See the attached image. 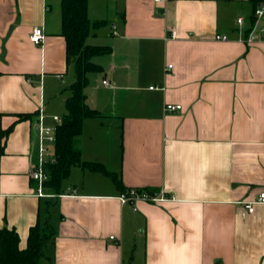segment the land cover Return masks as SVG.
<instances>
[{
    "label": "crops",
    "instance_id": "obj_1",
    "mask_svg": "<svg viewBox=\"0 0 264 264\" xmlns=\"http://www.w3.org/2000/svg\"><path fill=\"white\" fill-rule=\"evenodd\" d=\"M60 3L0 0V131L12 126L0 140V227L24 248L30 227L49 223L40 264H264V203L246 207L264 191V39L248 40L264 16L252 18L250 0H89L105 23L87 41L111 52L89 73L86 102L100 115L85 119L79 145L122 185L76 165L59 195H39L28 170L40 162V110L43 123L62 118L51 103L73 67ZM124 187L174 199L135 210L118 198Z\"/></svg>",
    "mask_w": 264,
    "mask_h": 264
},
{
    "label": "trees",
    "instance_id": "obj_2",
    "mask_svg": "<svg viewBox=\"0 0 264 264\" xmlns=\"http://www.w3.org/2000/svg\"><path fill=\"white\" fill-rule=\"evenodd\" d=\"M255 10L264 5V0H250ZM89 0H61L60 34L66 41V62L74 69V80L69 85L70 95L65 100L66 112L56 124L53 143V160L44 163L47 179L44 190L59 195L63 181L70 175L72 167L79 165L92 171L110 176L117 184L122 185L121 177L108 169L103 162L84 160L79 145L86 118L97 117L100 111L86 102L85 88L89 83V73L101 71L102 65L94 57L111 52L109 45L91 44L87 38L93 28L105 23L104 19L92 20L88 14ZM33 113H20L19 119L29 118ZM12 126L0 131V140L5 139ZM127 188H122L126 190ZM54 228L47 222L37 221L29 229L27 243L20 247V235L14 227H0V264H40L45 255L44 245L54 235Z\"/></svg>",
    "mask_w": 264,
    "mask_h": 264
},
{
    "label": "built area",
    "instance_id": "obj_3",
    "mask_svg": "<svg viewBox=\"0 0 264 264\" xmlns=\"http://www.w3.org/2000/svg\"><path fill=\"white\" fill-rule=\"evenodd\" d=\"M264 16V5H260L255 10V17L260 18ZM243 18H238V23H242ZM172 37L176 36L175 29H171ZM44 37V32L42 28L36 27L32 34L30 35V39L33 42L40 43ZM216 39H227V36L224 34H216ZM257 38L264 39V24L260 26L259 28H252V30L249 33L248 40L251 42ZM169 67H172L171 64H169ZM106 82V80H104ZM153 87V86H151ZM181 108V104H175V103H166L165 104V110L166 111H173L178 110ZM40 125H39V131H40V146H41V156H40V162L36 165H32L28 173L30 177L37 181L38 183V193L39 195H46L44 192V181L47 179V174L44 170V163L46 162L45 158L43 157L44 153L47 151L44 142H53L55 141V131H56V125H45L42 122V109L40 110ZM53 119L55 120L56 124L61 121V118L58 115H54ZM118 198L122 203H128L133 206V209H137V202L139 201H149V202H163L168 199H174V196H169L167 194V191L164 187H160L157 190H149L146 188H140V187H129L126 190L122 191ZM264 203V191H261L259 194V198L256 201H250L246 203V207L248 211L252 212L254 210V203ZM114 236L111 235V238Z\"/></svg>",
    "mask_w": 264,
    "mask_h": 264
},
{
    "label": "rangeland",
    "instance_id": "obj_4",
    "mask_svg": "<svg viewBox=\"0 0 264 264\" xmlns=\"http://www.w3.org/2000/svg\"><path fill=\"white\" fill-rule=\"evenodd\" d=\"M110 23V22H109ZM110 26V24H108ZM90 41V40H89ZM99 56L94 57L95 61L100 60ZM74 74V69L73 67H69V72L65 77H63L59 82V92L56 95V97L53 99V102L51 103V112L52 113H57L59 115H63V113L66 112L65 104H64V95L69 94V91L67 87L69 86L70 82L73 80V75ZM45 125H49L44 123ZM67 180V179H65Z\"/></svg>",
    "mask_w": 264,
    "mask_h": 264
}]
</instances>
